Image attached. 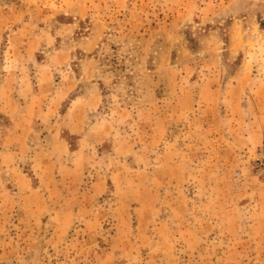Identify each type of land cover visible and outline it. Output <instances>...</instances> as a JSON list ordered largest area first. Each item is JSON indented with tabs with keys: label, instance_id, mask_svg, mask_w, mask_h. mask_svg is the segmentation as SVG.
Instances as JSON below:
<instances>
[{
	"label": "rangeland",
	"instance_id": "1",
	"mask_svg": "<svg viewBox=\"0 0 264 264\" xmlns=\"http://www.w3.org/2000/svg\"><path fill=\"white\" fill-rule=\"evenodd\" d=\"M0 264H264V0H0Z\"/></svg>",
	"mask_w": 264,
	"mask_h": 264
}]
</instances>
